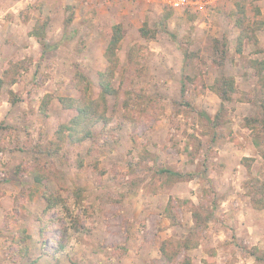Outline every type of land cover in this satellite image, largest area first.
<instances>
[{"label":"rangeland","instance_id":"374dc122","mask_svg":"<svg viewBox=\"0 0 264 264\" xmlns=\"http://www.w3.org/2000/svg\"><path fill=\"white\" fill-rule=\"evenodd\" d=\"M24 1L0 0V264H264V158L245 126L259 111L264 0ZM118 23L122 64L141 49L132 108L111 97L103 139L101 122L91 139L59 141L76 115L59 98L80 95L78 71L98 94ZM241 29L257 42L239 51ZM223 75L236 84L225 106L214 90ZM79 189L91 231L70 241L44 194ZM57 239L70 243L59 262Z\"/></svg>","mask_w":264,"mask_h":264},{"label":"trees","instance_id":"16d2710c","mask_svg":"<svg viewBox=\"0 0 264 264\" xmlns=\"http://www.w3.org/2000/svg\"><path fill=\"white\" fill-rule=\"evenodd\" d=\"M242 12H245L244 9ZM242 26V21H239L238 27L242 28ZM140 32L142 37L146 39L153 38L156 34L155 31H151L147 27V24L140 28ZM32 34L38 36V30H34ZM123 38V25L118 23L113 27L111 38L106 47L107 49L105 50V57L108 65L98 74V85L100 90L96 96L94 95L95 93L92 87L93 83H91L84 73L78 71L75 74L74 81L76 82L75 87L80 91V95L77 97L68 96L59 98L64 109H74L76 111L74 118H72L69 123L61 124L57 130V138L59 141L69 140L71 143L78 144L91 139L95 136L94 128L101 122L104 123V126L98 134V138L103 139L105 134H107L111 120L113 119L108 115V104L111 97L116 98L121 106L124 105L126 108H132V80L136 76L135 73H138L140 70L138 67V57L141 49L138 48V45L132 46L128 53L127 64H122L118 51L120 50ZM248 39L257 42V39L252 35V32L246 29H241L238 37L239 51L242 48L241 46ZM252 62L259 78L258 88L260 89L261 96L258 103V113L246 117L245 126L253 131V142L259 149L260 155L264 158V60L254 59ZM117 75H120L119 86L115 85ZM214 86V90L225 106L226 102L232 100L236 91L234 77L223 75L216 81ZM259 190L264 193V187ZM86 197L87 193L83 189H79L74 193L72 198L68 199H65L58 190L44 194L48 211L59 209L63 217L67 218L69 227L64 231V236L68 237V240L70 241L74 234L90 233L91 231V228L82 223V219L89 217V213L87 208L80 206L81 201L79 198L82 199ZM256 203L260 208H264L263 194L259 199H256ZM19 236L21 239L25 238L24 234H20ZM61 240L62 239L58 240V249L53 253L56 255L55 259H57V262H59L61 254L69 252L70 250V243H64ZM16 242L18 243L17 240ZM186 247L189 249L191 248V245H186ZM168 248L169 247H167L166 243H163L162 253L170 260L175 261L178 254L176 252L171 253ZM185 264H190V262L188 261Z\"/></svg>","mask_w":264,"mask_h":264},{"label":"built area","instance_id":"2783aa9c","mask_svg":"<svg viewBox=\"0 0 264 264\" xmlns=\"http://www.w3.org/2000/svg\"><path fill=\"white\" fill-rule=\"evenodd\" d=\"M169 3L173 8L188 7L191 5H197L199 8L205 6V3L200 0H170Z\"/></svg>","mask_w":264,"mask_h":264},{"label":"crops","instance_id":"0c3cea01","mask_svg":"<svg viewBox=\"0 0 264 264\" xmlns=\"http://www.w3.org/2000/svg\"><path fill=\"white\" fill-rule=\"evenodd\" d=\"M25 3L24 4H27V2H29L28 0L24 1Z\"/></svg>","mask_w":264,"mask_h":264}]
</instances>
